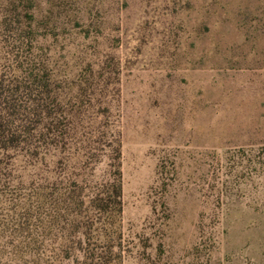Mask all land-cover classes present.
<instances>
[{
  "label": "rangeland",
  "instance_id": "1",
  "mask_svg": "<svg viewBox=\"0 0 264 264\" xmlns=\"http://www.w3.org/2000/svg\"><path fill=\"white\" fill-rule=\"evenodd\" d=\"M34 4L85 162L68 171L106 179L121 141L116 263L264 264V0Z\"/></svg>",
  "mask_w": 264,
  "mask_h": 264
},
{
  "label": "trees",
  "instance_id": "2",
  "mask_svg": "<svg viewBox=\"0 0 264 264\" xmlns=\"http://www.w3.org/2000/svg\"><path fill=\"white\" fill-rule=\"evenodd\" d=\"M34 7V0L0 5V233L17 237L3 243L0 264H117L105 230L123 211L121 141L111 144L106 179L91 185L84 173L68 171L69 160L85 163L72 152H81L74 108L64 102L63 77ZM48 156L57 167L63 159V174L48 175L41 166Z\"/></svg>",
  "mask_w": 264,
  "mask_h": 264
}]
</instances>
